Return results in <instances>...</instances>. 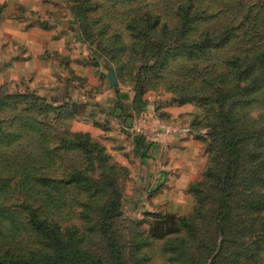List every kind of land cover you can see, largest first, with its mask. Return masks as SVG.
<instances>
[{"label":"rangeland","instance_id":"1","mask_svg":"<svg viewBox=\"0 0 264 264\" xmlns=\"http://www.w3.org/2000/svg\"><path fill=\"white\" fill-rule=\"evenodd\" d=\"M98 1L97 9L88 13L86 20H78L68 0H0V102L7 103L0 105V121L6 134L23 135L11 146L0 145V164H8L0 168V179L14 193L10 201L20 202L26 196L64 231L76 230L83 237L85 250L99 256L104 264H110L111 255L99 221L115 195L118 206L107 212L105 225L120 246L124 264L190 263L205 256L212 244L217 207L212 200L213 184L205 177L212 165L205 123L208 114L196 102L183 103L181 96L194 94L191 89L199 86L200 78L218 69L220 54L211 60L179 55L163 67L153 51L164 47L173 55L186 49L182 45L187 39L191 46L204 30L216 31L230 21L241 23L243 7L259 0H190L193 14L222 13L214 19L206 16V21L183 33L177 27V11L189 0ZM144 12L158 16L170 29L151 34L143 26L129 28L132 16ZM81 23L84 38L78 30ZM253 38L250 30L237 32L227 47L242 48ZM58 43L59 50L54 52L52 48ZM67 79L72 87L82 90L78 113L59 100ZM28 94L40 99L26 97ZM107 98L116 102L113 106L122 115H109L108 108L96 104L97 99L103 103ZM172 108L186 112L175 118ZM173 123L185 127V134L202 144L206 156L198 162L203 164L197 177L181 189L191 196L192 204H180L175 213L190 216L196 232L191 237L182 234L154 240L147 237L146 230L152 215L166 212L156 200L160 189L157 183L148 187L137 184L143 164L139 155H128L122 143L139 135L151 141L163 126ZM80 134L97 143L106 162L100 160L95 145L91 153L78 145L76 135ZM161 164L166 166L162 160ZM41 166L43 169H38ZM34 172L38 178L46 173L55 181L48 187L52 188L51 202L44 199L47 188L39 187V180L35 183L37 194L22 186V173ZM85 178L89 181L84 184L71 181ZM191 185L200 188L201 195L189 193ZM18 234L24 239L18 247L28 249L31 232L24 225ZM245 235L241 240L250 243L251 238ZM234 248L228 245L225 252L230 254ZM224 258L215 264H228ZM252 264H264V260Z\"/></svg>","mask_w":264,"mask_h":264},{"label":"trees","instance_id":"2","mask_svg":"<svg viewBox=\"0 0 264 264\" xmlns=\"http://www.w3.org/2000/svg\"><path fill=\"white\" fill-rule=\"evenodd\" d=\"M68 1L78 20H86L88 13L95 11L100 3L98 0ZM109 1L119 3L124 0ZM180 6L182 7L177 11V27L182 33L206 21V16L214 19L222 13L193 14L190 0L189 4ZM230 9L233 10L231 6ZM242 11L241 23L230 21L216 31L204 30L191 46V41L187 39L182 45L186 49L179 50L178 53L170 55L168 52L172 51L164 50V47L153 51L157 60L161 58L163 67L179 55L190 59L211 60L214 54H220L218 69L200 78L199 86L191 89L194 94L181 96L183 103L196 102L208 114L205 123L209 131L208 150L212 165L207 167L205 177L213 184L212 200L217 207L214 219L215 237L206 248L205 256L194 258L190 263L184 260L183 264H207L210 259L211 264H215L223 257H226L224 261L228 264H252L264 260V0L247 4ZM131 21L134 23L129 27L132 30H139V26H143L151 34L157 30L165 32L170 29L158 16L149 12L132 16ZM257 23H262V27L255 29ZM79 28L81 38H84V23L79 24ZM248 30L254 38L244 47H227L237 32ZM26 97L40 99L35 94H28ZM6 101L8 102L7 98ZM63 102L70 105L75 113L82 109V104L77 101L69 99ZM0 105L5 106L7 103L1 101ZM22 136V132L18 135L6 134L0 121V145L11 146ZM76 139L80 140L78 145L83 150L88 152V148V153H91L95 145L100 160L106 162L107 158L102 155V150L89 136L80 134L76 135ZM136 140L138 155L142 159L149 158V145L145 136L139 135ZM7 165L0 164V168ZM42 175L44 177L38 178L37 172L26 175L22 173V186L27 192L37 194L35 183L39 180L38 186L47 188L44 199L51 202L53 193L52 188L48 187L55 181L46 173ZM71 181L84 184L89 179ZM194 187L189 186V193L201 195V189ZM205 187L208 188L207 184ZM8 189L10 187L5 180L0 179V264H104L99 256L85 250L83 237L80 238L76 230L69 228L64 231L61 225L54 222L53 217L45 215L26 196L20 202L10 201L14 193ZM116 197L115 195V200H109L99 225L111 255L110 264H124L120 246L105 225L107 212L114 205L118 206ZM189 217H180L175 213L154 214L148 221L147 237L154 240H165L175 235L179 237L182 234L191 237L195 235L196 224ZM24 225L32 235L29 242L31 246L25 250L18 247L20 241L24 242V239L19 238L18 229ZM242 232H247L248 235ZM244 235L251 238L250 243L241 240ZM228 245L235 247L230 254L225 252Z\"/></svg>","mask_w":264,"mask_h":264},{"label":"crops","instance_id":"3","mask_svg":"<svg viewBox=\"0 0 264 264\" xmlns=\"http://www.w3.org/2000/svg\"><path fill=\"white\" fill-rule=\"evenodd\" d=\"M72 35L74 36L73 32ZM59 46L58 43V45H55L52 50L57 52ZM72 86L73 85L68 79L64 81L60 89L61 97L59 100L65 101L71 99L80 104L83 103L78 100L82 90L79 88L75 89V87ZM109 99L110 98L105 99L103 102L104 104L97 99L96 104L99 106L101 105L102 109L108 108L107 110L111 111L109 112V115L111 114L114 117L115 115H122V111H117L115 106H113L116 102L114 100H111L110 102ZM110 104L112 106L109 108ZM87 111L88 108L86 107L84 113H87ZM95 111H97L96 108ZM170 111L174 113L175 118H179L181 113L186 112L184 108H172ZM120 124H123V121H121ZM178 125L179 124L173 123L163 126V129H160L157 132L158 137L155 139L152 138L151 141L148 139L149 158L142 159L140 157L143 167L139 174V179L136 181L138 185L146 184L147 187L152 183V185L155 183L158 184L157 186H159L158 188L160 190L159 197H157L156 200L160 202L159 206L166 210L164 213H177V209L181 207L180 204H192L191 196H188L181 189L197 177L198 171L203 164L198 162L206 159V156L202 153V144L193 136L186 135L185 127H178ZM122 126L124 127V124ZM124 129L128 130L127 127H124ZM127 134L132 136L131 133ZM136 138L137 137L134 136L131 140L125 139V143H122V145L127 146L125 147L127 149L125 152L128 155L130 154L132 158L135 155L138 157V153L136 152L138 141ZM121 148H123V146ZM161 160L166 166L162 164L160 165ZM193 164H199L198 168H194ZM190 166L192 168H190ZM170 188H173V190L170 191Z\"/></svg>","mask_w":264,"mask_h":264},{"label":"water","instance_id":"4","mask_svg":"<svg viewBox=\"0 0 264 264\" xmlns=\"http://www.w3.org/2000/svg\"><path fill=\"white\" fill-rule=\"evenodd\" d=\"M111 80H112V83H114V79H113V77L111 78Z\"/></svg>","mask_w":264,"mask_h":264}]
</instances>
